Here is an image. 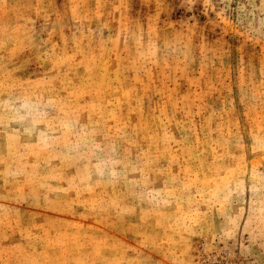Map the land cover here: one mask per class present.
I'll return each instance as SVG.
<instances>
[{"label": "rangeland", "instance_id": "1", "mask_svg": "<svg viewBox=\"0 0 264 264\" xmlns=\"http://www.w3.org/2000/svg\"><path fill=\"white\" fill-rule=\"evenodd\" d=\"M0 264H264V0H0Z\"/></svg>", "mask_w": 264, "mask_h": 264}]
</instances>
